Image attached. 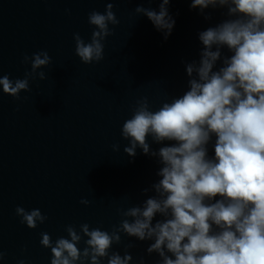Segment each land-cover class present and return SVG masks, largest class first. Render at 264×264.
Returning a JSON list of instances; mask_svg holds the SVG:
<instances>
[{
  "label": "clouds",
  "instance_id": "clouds-1",
  "mask_svg": "<svg viewBox=\"0 0 264 264\" xmlns=\"http://www.w3.org/2000/svg\"><path fill=\"white\" fill-rule=\"evenodd\" d=\"M169 3L161 0L158 12L143 6L134 9L163 32L165 40L175 25ZM113 7L108 2L103 13L88 14L94 27L90 41L73 34L75 54L83 64L104 59L103 42L113 35L109 26L120 23ZM209 7L226 9L227 18L198 34L203 48L198 62L186 64L187 90L156 111L150 110L147 97L137 100L122 125L128 156L135 157L139 148L157 158L160 179L141 191L154 195L142 204L118 209L124 218L110 232L84 223L79 231L67 225V237L55 241L41 233V246L51 250L50 264H102L105 258L107 264H131L128 249L134 244L125 245L124 255L111 251L122 243L121 233L151 241L146 252L159 256L157 264H264V0L191 2L201 14ZM225 47L230 56L223 55ZM218 61L222 66L214 71ZM23 63L31 64L23 79L0 75L2 92L17 100L22 91L31 90L30 81L47 78L40 69L52 60L41 50L25 55ZM149 136L156 144L175 143L153 151ZM213 136L210 158L207 146ZM119 147L113 145V151ZM80 203L87 206L91 201ZM15 213L29 229L47 220L38 208L17 206ZM158 214L162 219L153 223ZM82 240L83 250L78 247ZM3 257L0 251V260ZM139 264H145L143 257Z\"/></svg>",
  "mask_w": 264,
  "mask_h": 264
}]
</instances>
